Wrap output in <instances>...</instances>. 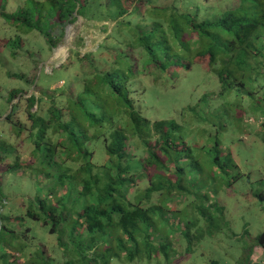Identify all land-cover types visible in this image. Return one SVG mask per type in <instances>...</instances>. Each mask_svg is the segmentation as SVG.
Masks as SVG:
<instances>
[{"label":"trees","instance_id":"16d2710c","mask_svg":"<svg viewBox=\"0 0 264 264\" xmlns=\"http://www.w3.org/2000/svg\"><path fill=\"white\" fill-rule=\"evenodd\" d=\"M191 1L202 2L0 0V260L18 263L26 248L33 257L35 232L46 227L77 253L63 264H181L188 256L197 264H264V231L253 236L245 222L235 232L227 215L229 199L257 179L222 141L236 125L264 144V0H221L214 19L212 11H183ZM79 16L106 22L103 40L82 52L79 36L66 61L46 71L55 82L47 88L38 74L31 85L40 94L28 92L18 58L34 66L58 46L57 30ZM195 62L220 88L179 114L144 115L136 94L145 78L136 68L153 65L158 84L177 82ZM199 124L204 140L194 132ZM100 141L107 157H97ZM12 179L29 186L12 194L17 201L5 190ZM244 195L264 204V190ZM21 234L30 239L17 248Z\"/></svg>","mask_w":264,"mask_h":264},{"label":"rangeland","instance_id":"374dc122","mask_svg":"<svg viewBox=\"0 0 264 264\" xmlns=\"http://www.w3.org/2000/svg\"><path fill=\"white\" fill-rule=\"evenodd\" d=\"M17 3V0H15ZM212 3V0H202L201 4L196 5L194 1H191V4L187 5L183 11L191 12L193 14L202 17L207 7ZM11 5V4H10ZM13 5H11V8ZM106 22H98V21H90L86 20L84 17L79 16L78 20L73 23H69L66 25L65 30L58 29L57 31L64 32L61 37V40L58 46L50 51L48 55L46 54L41 60H39L34 66L28 64V59L26 57L18 58V61L21 60L23 63L24 70L28 72V77L25 79H29L30 85L33 77L40 75V81L42 84H45L46 87H50L55 80L52 79L47 72H51L54 67H58L62 63L66 61V58L69 55L70 47L75 46L77 38L81 35L85 38V47L81 49L82 52L86 50L93 49L100 41L103 40L106 33L101 27ZM113 23L110 22V27ZM1 28V27H0ZM193 35V34H192ZM32 38H36L38 35L35 33L31 34ZM190 36V35H188ZM196 37V34H195ZM2 40V39H1ZM4 41H0V49L1 44ZM45 67V71L43 73L40 72V69ZM8 69V68H7ZM12 71H17L15 69H11ZM155 68L153 65H144L142 67L138 66L136 68V73L140 76H143L145 79L140 81L139 91L136 94V97H141V100L138 104L141 107L144 115L149 117L150 119L156 118H166L169 117V114H172L177 110L178 114L183 106L194 104L197 100H199L200 96L204 94H212V91L218 90L220 88V83L218 77L213 72L207 71L206 68L203 67L201 62H195L191 69H186L179 71L178 74L181 76L178 78L177 82L174 79H167L159 82L158 84H153L152 82V73ZM47 71V72H46ZM5 74V71L1 72ZM64 77L70 78L65 75V72H62ZM61 75V76H62ZM7 78V77H6ZM23 79V80H25ZM22 80V81H23ZM12 80L9 79L10 85H14ZM64 83V81L57 82L54 84L52 88L59 87ZM28 92H36L40 94L41 87L33 84L27 87ZM63 100V98H61ZM18 98H15L14 101H17ZM259 111L255 113L253 111L252 115L257 117L260 113ZM176 116L175 117L176 119ZM201 127L194 126V132L204 140V137H201ZM251 131H247L246 134H243L242 130L238 128V126H229L225 129V133L222 134V141L224 143L225 148L230 149V151L234 154L239 161H242L244 158L248 159L246 171H251L254 174V177L257 179L256 182H252L248 189H241L242 193L236 194L233 198H230L227 205V215L230 218L231 224L233 225V230L235 232H239L244 230V223L246 222L251 234L253 236L258 235L259 233L264 231V204L256 197H250L244 195L245 192L251 191L253 193V189L264 190V144L261 139H257V136L251 135ZM97 157H101L102 155L107 157L104 143L100 141ZM13 181V182H11ZM18 180L12 179L5 185L6 194L11 198L12 194L22 192H27L29 186L25 184V182H19ZM260 182V183H258ZM245 183L239 181L236 187H242ZM19 193V194H22ZM13 201H17V197L11 198ZM11 201V203H13ZM42 230H37L35 232V239L33 241L34 245L37 246L35 250V254L31 256L28 255V249H24L23 253L18 251L17 260L18 263L11 262L8 258H1L0 264H21V257H23V262L26 264H42L44 261V257L46 255H51L57 260L61 257V264L64 263L65 260L68 259H76L77 253L74 251L68 252L63 247L59 245V235L49 233L46 227H41ZM2 235L0 238H2ZM30 239L29 236L25 234H21L17 239L18 244L17 248H20L22 242L28 243ZM31 242V240H30ZM0 243L2 240L0 239ZM23 245V244H22ZM39 246V247H38ZM2 248V247H1ZM47 249V250H46ZM37 250L46 251L44 253L36 252ZM27 257V258H26ZM34 257L36 260L33 261ZM40 259V260H39ZM120 260L114 259L111 264H122L119 262ZM45 264V263H44ZM57 264V263H56ZM124 264H132L128 262L126 259L124 260ZM181 264H197L194 260V257L188 256L186 259L182 260Z\"/></svg>","mask_w":264,"mask_h":264},{"label":"clouds","instance_id":"9594fccd","mask_svg":"<svg viewBox=\"0 0 264 264\" xmlns=\"http://www.w3.org/2000/svg\"><path fill=\"white\" fill-rule=\"evenodd\" d=\"M219 2H221V0H212V3H210V5L207 7L205 14H206V13H209V14H210V12L212 11L211 16H210V19H214L213 14H214L215 12H214L213 6L216 5V4L219 3ZM211 8H212V10H211ZM205 14H204V15H205ZM204 15H203V16H204ZM203 16H202V17H203Z\"/></svg>","mask_w":264,"mask_h":264}]
</instances>
